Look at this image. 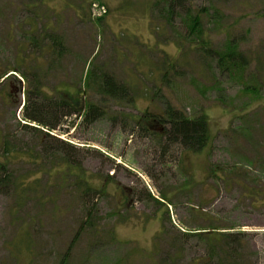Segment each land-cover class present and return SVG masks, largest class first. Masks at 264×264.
<instances>
[{
	"label": "rangeland",
	"instance_id": "374dc122",
	"mask_svg": "<svg viewBox=\"0 0 264 264\" xmlns=\"http://www.w3.org/2000/svg\"><path fill=\"white\" fill-rule=\"evenodd\" d=\"M154 1L0 0V71H19L0 87V149L7 139L15 150L0 155L1 175L13 180L0 190V264H171L177 231L216 224L249 231L246 261L264 264V0L194 1L200 10L219 11L218 23L204 22L213 50L241 41L251 58L243 80L222 77L214 60L189 52L193 44L184 36L178 44L180 23L159 18ZM94 4L106 11L98 14ZM51 31L65 47L59 59L47 53ZM33 38L48 48L34 47ZM171 58L180 62L174 73L185 74L172 85L171 69L170 81L162 80ZM94 70L113 76L129 95L99 92V81L90 82ZM23 73L31 81L37 73L43 95L104 111L93 123L66 118V131L50 140L73 145L81 167L69 168L58 152L45 157L43 134L24 127L31 82ZM167 102L208 115L206 148L167 144L164 126L150 117ZM88 186L99 192L88 196ZM176 245L185 249L181 264L206 252L195 238Z\"/></svg>",
	"mask_w": 264,
	"mask_h": 264
},
{
	"label": "trees",
	"instance_id": "16d2710c",
	"mask_svg": "<svg viewBox=\"0 0 264 264\" xmlns=\"http://www.w3.org/2000/svg\"><path fill=\"white\" fill-rule=\"evenodd\" d=\"M43 0H30L31 3L42 2ZM195 0H155L152 4V10L157 13L159 18H162L167 24L178 21L179 27L182 29V34L177 39L180 44L183 40H180L182 36L185 37L189 43L193 46H189V52H194L201 58L214 60L215 68L219 69L222 77L235 78L243 80L246 75V69L250 65L251 58L245 54L241 47V41L235 38L229 39L222 49L213 50L210 46V40L207 37L208 32L205 28V20L211 18L214 23H218L219 11L214 7V13L211 14V10L203 8L200 10L194 4ZM105 6L104 4H99ZM200 10V11H199ZM47 36V35H46ZM45 36V37H46ZM48 39L50 41V47L42 40L41 44L32 39L33 46L37 49H47V53H51L53 59L61 58L64 54V44L59 35L55 31L48 33ZM35 48V49H36ZM46 53V52H45ZM200 60V59H199ZM207 62V61H206ZM205 62V63H206ZM179 61L171 58V62L165 59V66L169 65V69L163 74L162 80L165 82L170 81L169 71L171 69V85L174 78L185 77L183 73L174 72L178 70ZM190 63V62H189ZM203 62L201 61L200 64ZM164 66V67H165ZM211 68V66H210ZM215 68H211V74L215 75ZM16 69H10L0 71V87L2 91L5 88V84L10 79L15 78L17 73ZM173 72V76H172ZM179 72V71H178ZM203 72V71H201ZM205 79L206 75L200 73ZM22 76L27 77L31 82V87H25V102L23 105V118L25 120V128H37L45 137V140L41 143V153L45 157H50L57 152L62 156L63 164L69 168L81 167V161L74 153L73 145L66 143L65 141H58L60 144H52L51 139L57 138L54 134L56 130H65L62 125L64 120L73 115H78L79 119L83 118L85 123H93L98 118L104 116L102 111L95 104H88L86 109L82 111V108L75 107V104L66 97L63 96H47L42 93V83L37 73H34V79L31 81L26 73ZM173 77V78H172ZM94 78L99 81V92L105 95H110L116 98H124L129 95L128 89L122 83H118L113 76L105 73L104 75L95 74V70L90 76V82ZM110 83L117 84V86H110ZM90 85V83H88ZM250 84V85H249ZM247 90L253 93L258 92V87L252 83L244 84ZM259 85H262L259 83ZM203 85L204 89L211 88ZM201 87L198 86V89ZM44 89V88H43ZM219 93L218 99L225 103L223 89H220L218 85L215 87ZM0 90V93H1ZM7 95L4 93L2 100H6ZM41 99L42 101H38ZM151 119L157 120L164 126V136L167 144H180L185 149L199 152L207 147L210 140V121L206 113H200L194 116L189 115L185 110L178 108L172 103L167 102L163 112L160 114H150ZM74 120L73 124H75ZM32 123L37 124V126ZM71 146V147H70ZM75 148V147H74ZM3 149V150H2ZM15 150L10 149L8 140L5 139L3 147L0 149V155H14ZM54 158V157H53ZM0 171V190L7 192L13 184L12 177L9 175H1ZM95 194L99 192L97 189H93L88 186L87 194L91 196V192ZM91 210V209H90ZM175 237H171V264H181L182 253L185 251L182 245H176L177 243L188 241L189 239H198L206 245L205 254L190 261L189 264H249L246 261L247 256L244 252L247 248H250L252 234L249 231L241 229H235L234 227H226L222 225H204L201 228H190L186 231H177Z\"/></svg>",
	"mask_w": 264,
	"mask_h": 264
},
{
	"label": "built area",
	"instance_id": "2783aa9c",
	"mask_svg": "<svg viewBox=\"0 0 264 264\" xmlns=\"http://www.w3.org/2000/svg\"><path fill=\"white\" fill-rule=\"evenodd\" d=\"M94 6H95L94 8L97 9L98 14H100L101 12H105L106 11L103 6H99L97 4H95Z\"/></svg>",
	"mask_w": 264,
	"mask_h": 264
}]
</instances>
